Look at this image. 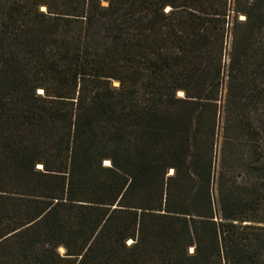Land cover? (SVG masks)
Returning a JSON list of instances; mask_svg holds the SVG:
<instances>
[{"label":"trees","instance_id":"trees-1","mask_svg":"<svg viewBox=\"0 0 264 264\" xmlns=\"http://www.w3.org/2000/svg\"><path fill=\"white\" fill-rule=\"evenodd\" d=\"M0 264H264V0H0Z\"/></svg>","mask_w":264,"mask_h":264},{"label":"rangeland","instance_id":"rangeland-1","mask_svg":"<svg viewBox=\"0 0 264 264\" xmlns=\"http://www.w3.org/2000/svg\"><path fill=\"white\" fill-rule=\"evenodd\" d=\"M241 18H243V17H241ZM215 191H216V186H215ZM61 253H64V249L63 248H60V250H59Z\"/></svg>","mask_w":264,"mask_h":264},{"label":"bare ground","instance_id":"bare-ground-1","mask_svg":"<svg viewBox=\"0 0 264 264\" xmlns=\"http://www.w3.org/2000/svg\"><path fill=\"white\" fill-rule=\"evenodd\" d=\"M109 163V162H108Z\"/></svg>","mask_w":264,"mask_h":264}]
</instances>
